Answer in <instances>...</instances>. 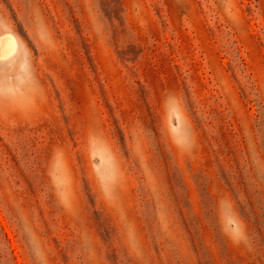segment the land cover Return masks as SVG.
I'll return each mask as SVG.
<instances>
[{"label":"rangeland","instance_id":"obj_1","mask_svg":"<svg viewBox=\"0 0 264 264\" xmlns=\"http://www.w3.org/2000/svg\"><path fill=\"white\" fill-rule=\"evenodd\" d=\"M0 264H264V0H0Z\"/></svg>","mask_w":264,"mask_h":264},{"label":"bare ground","instance_id":"obj_2","mask_svg":"<svg viewBox=\"0 0 264 264\" xmlns=\"http://www.w3.org/2000/svg\"><path fill=\"white\" fill-rule=\"evenodd\" d=\"M5 46H11V40L10 39L6 40V45ZM6 54H8V52Z\"/></svg>","mask_w":264,"mask_h":264}]
</instances>
